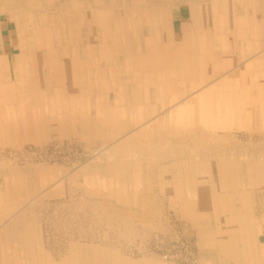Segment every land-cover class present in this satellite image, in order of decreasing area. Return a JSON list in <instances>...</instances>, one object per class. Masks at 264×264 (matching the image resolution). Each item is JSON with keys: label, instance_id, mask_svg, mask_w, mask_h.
<instances>
[{"label": "rangeland", "instance_id": "1", "mask_svg": "<svg viewBox=\"0 0 264 264\" xmlns=\"http://www.w3.org/2000/svg\"><path fill=\"white\" fill-rule=\"evenodd\" d=\"M135 16L155 27L167 46L181 28L189 37L207 36L215 48L224 47L222 37H229L233 44L221 52L223 64L237 55L231 50L239 40L245 49L252 47L250 52L264 46V0H0V85L17 82L18 94L32 96L23 107L42 110L35 119L17 118L19 103L0 96V262L12 255L11 264H108L92 252L116 249L128 264H235L220 245H205L203 237L233 239V249L246 258L233 234L244 225L237 212L242 204L237 197L244 192L245 208L259 225L257 246L264 264V189L260 193L243 177L221 193L231 207L221 215L212 200L204 207L196 197L189 207L195 185L186 179L198 173L195 167L186 170L192 161L243 162L258 150L255 157L263 158L264 119L257 113L247 122L241 120L245 114L233 113L205 123L207 132L176 134L172 123L178 113L172 111L199 88H191L196 76L187 78L179 67L191 64V52L165 67L151 52L136 53L146 49L150 34L143 21L131 30L137 34L133 52H107L113 20L123 24ZM244 20L246 28L256 25L258 32L239 34L238 23L245 25ZM90 21L96 24L92 31ZM52 62L59 67H50ZM213 67L202 68L211 78L196 80L201 87L208 84L205 89L236 68ZM166 75L179 82L163 93L162 84H171L164 82ZM135 86H145L147 101L136 103L125 95ZM67 104L73 112L66 120L54 114L45 118V109L64 110ZM9 123L14 125L6 129ZM203 185L218 196L212 182Z\"/></svg>", "mask_w": 264, "mask_h": 264}, {"label": "bare ground", "instance_id": "2", "mask_svg": "<svg viewBox=\"0 0 264 264\" xmlns=\"http://www.w3.org/2000/svg\"><path fill=\"white\" fill-rule=\"evenodd\" d=\"M142 21L143 19L138 18V16H135L133 19L127 20L123 24H120L117 20H113L112 27H110L107 31L108 34L109 32H110V35L112 34L111 37L113 36V39L110 37L111 38L110 41L109 40H108L109 42L107 41V44H106L107 52H114V51L115 52H133V49H134L133 40L135 37H137V34L135 33V35L132 36L131 30H137L138 28H140L139 26L143 24ZM149 23L153 24L152 22H149ZM90 24H91L90 29L92 31V28H94L96 24L95 23L92 24L91 21H90ZM104 24H106V22ZM145 24L149 27V32H150L149 37H147V40H146V49L140 50L136 53H139L142 51L151 52V56L155 58V60H158V62L160 63L162 67H165L169 65L172 66L174 60H176L180 54L184 55V54H188L189 52H191L190 54L191 64L186 65L183 62L182 64H180L179 67L183 66L182 68H184V71H185L184 74L187 78L192 75L196 76L195 78L191 79L192 81L191 88L195 86L199 88L197 91H195V93L192 92V94L190 95L191 98L189 99V101L182 102V106L180 107V110L172 111L173 114L178 113L177 121L172 123V125L174 124L173 129L177 131L176 134L179 135L183 131L185 132L189 131V134H190V132L196 131V129H199V128L202 129L204 132L205 131L207 132L206 125H204L205 123H208V122L212 123V120L214 117L218 118L224 115L227 117V115L229 114L232 115L233 113L237 114L238 116L245 114L244 116H247V118L241 117V120L244 119V121H247V122L250 120V119L248 120V118H251L250 117L251 115L255 116L257 113L260 118H264V55L262 54L260 55L254 54L255 56L250 55L247 60L243 59V61H241V58H246V55L248 53V52H242V54H240L239 57L238 55H236L237 58L234 57L233 55L234 59L231 60L228 64H223L221 63L222 60L221 61L219 60L221 59L220 57H223L226 54H222L221 50L224 47H231V45L233 44V41L229 37L228 38L227 36L222 37V45L224 47H221V48L219 47L220 48L219 49V48L213 47L210 43V40L208 42L207 36H204V37L200 36V38H198L197 34H194V36L189 37L190 34H185L184 33L185 30L181 28V30L176 33V36L174 38L175 42H173L171 46H167L165 43L163 44L161 42L160 38H157L155 34L156 28L150 27L147 23ZM136 25L138 26L135 27ZM238 25H240L239 34H242V35L244 33H247L249 30H252L251 28L257 27L256 25L251 26L249 24V28H246L248 26L246 21H245V25H244V22H239ZM175 28H174V31L176 30ZM245 29H247V32L245 31ZM186 33H190V32L186 31ZM241 42L243 43V41H238L237 44H235V46H232V47L237 46L240 49ZM21 50H23V52H26V51L28 52V50L25 49L24 47ZM243 50L245 49L243 48ZM213 51H217V52H214L215 56H212L211 58L207 57L208 56L207 52H213ZM229 56H232V55L229 54ZM2 62L3 61H1L0 59V63ZM54 63L53 62L52 64L50 63V67L51 66H53L52 68L59 67L58 65ZM211 65H214L213 67L214 69L217 67L219 71H221L223 67H229V66H234V65L236 66V68L230 70L231 73L229 76H225L224 79L213 82L212 84L210 83V85L208 86V89H205L208 84L206 85L203 84L201 87L200 81L201 83H203L207 81V79L212 77L209 72L207 73V71L205 72L204 70L206 67L207 68L211 67ZM18 67H20L19 74H21L24 71L23 69L25 67L23 66V64L20 66L18 65ZM162 70H164V68H162ZM162 74L164 75V71L162 72ZM90 80L91 78L89 79V81ZM134 80L139 81L140 79L134 78ZM168 80L171 81V79L167 77L166 75L164 82H167ZM196 80H200L199 83H196L197 82ZM175 82H179V81L172 80L171 84L164 85L166 83H163L162 85L164 87L159 88L160 85H158V88L161 91L162 90L166 91L170 87L176 86V84H174ZM140 87L141 86H137V87L135 86L134 92H132L131 95H127V94L125 95L129 97H133L136 103L139 102L138 99L147 101L148 98L145 95V91L142 89L145 86H143L142 88ZM226 87L228 89H225ZM136 88L138 90H143L142 93L137 91ZM130 90H132V88H130ZM200 90H203V91L199 93L198 91ZM165 91H162V92L165 93ZM253 91H256V92H253ZM0 96H3L4 98L2 99L5 100L6 102L13 103L14 105L15 103H19V106L21 107H19V113L15 114L17 118L24 117V116L25 117L30 116V118L35 119L37 117H40L39 114L40 112H42V110H40L39 108H32L28 106L23 107L25 102L31 101L32 96L26 93L23 94L22 92L18 94L17 82L8 81L7 84L0 85ZM44 99H48V97L45 96ZM168 101L171 102V100H168ZM6 112L8 113V116H9V113H10L9 109ZM44 114H45V118H47V115H53V114L56 118L57 117L61 118L62 109L60 106L56 107L53 110L47 111L45 109ZM1 120L2 119H0V122ZM198 123H202L203 126H199ZM13 125L14 123H9V126H7L6 129L12 128L11 126ZM171 128L172 127H170V129ZM258 153H259V150L258 152L252 151V153L250 154L251 156L249 155L246 158V160L243 161L244 163L237 159H235L232 163L228 161L225 162L226 159L219 160V163H217V165L219 166L217 165L211 166L212 164H208L207 160L202 163L200 162L198 163L195 161H192L191 164L188 163L186 170L187 169L190 170L191 167L192 168L195 167L194 168L195 172L198 170V173L195 176L192 177L189 174V176L186 178L188 183L191 186L195 185V187H193L192 190H190V192L192 193V196L188 197L190 198L189 202L192 199V201L190 202L191 204H189L190 205L189 207L192 208L193 205H195V203L197 202V198H200L201 203L203 204L204 207H208L209 206L208 201L212 200L214 203H216L217 205L216 207L221 209L220 214L223 215V213L227 212L228 208H231V207H230V201H229L230 198L228 199L227 197H224L223 195H221V193H225L226 195L227 192H225V190H227V188L228 189L232 188V186L236 187V184L239 183L240 179H242L245 176H248V179L249 178L251 179L250 181H251L253 189L259 190L260 193L263 192V189H264V157L263 158L261 157V159L256 158L255 155ZM244 156L246 155L244 154ZM196 163H198L199 165H197ZM199 169L201 171L200 176H199V173H200ZM207 182H212L214 184L216 195H218L217 197L211 196V189L203 185L204 183H207ZM199 184H202V187L196 186ZM178 190L180 191V189ZM237 199L239 200L240 204L241 202L243 204V205L241 204V208L238 209L237 212L240 213L242 216H244L243 217V220H244L243 228L247 227V231L244 233L243 228L241 229V231L237 229L236 231H234L233 234H234V238L237 237L238 239L236 240L241 242L242 244L241 250L243 252V256L246 258H244L243 260L242 259L243 257L239 255L238 250L233 249L234 248L232 246V242H234L233 239H230V238L221 239L222 238L221 234H219V237L218 235L217 237L215 236L212 237L210 234L206 235L205 233V236L203 237L204 241L203 240L202 241L205 243V245L209 246L210 244L211 247L220 245L222 249L227 252L228 257H231L232 259L234 258L235 264H255L256 262L258 264H263L261 263V261L263 260L261 257H259V250L257 246V242L258 241L260 242V235L258 234L259 225L255 224V218L252 219L251 217L253 216L249 215L247 208H245L247 204V201H246L247 197L244 194V192H241V193L239 192V197H237ZM203 206L201 205V208ZM224 206L227 207V208L225 207L226 210L224 209ZM194 208L192 209L193 211H191V213H193V216H197V213L194 212L195 211ZM224 227H225V224H223L222 229H226ZM225 234H227V232ZM229 242H230V246L226 245V247H224L225 246L224 244L229 243ZM211 247H208V248H211ZM92 253L95 255L101 254L102 256L101 258L103 259V261L108 264H128L127 262L128 258L125 260L123 255L116 249L115 250L105 249L103 251H100L99 253L98 252H92ZM7 257L2 256L0 264H11L13 261V260L12 261L10 260V258L12 259V255L7 256ZM92 259L95 260L97 258H92Z\"/></svg>", "mask_w": 264, "mask_h": 264}, {"label": "crops", "instance_id": "3", "mask_svg": "<svg viewBox=\"0 0 264 264\" xmlns=\"http://www.w3.org/2000/svg\"><path fill=\"white\" fill-rule=\"evenodd\" d=\"M252 26H255V25H252ZM252 30H249L247 33H249V35L251 34L250 32H252L253 31V29L256 31V32H258V29H257V27L256 28H251ZM2 31V30H1ZM0 31V32H1ZM2 35H3V33H2ZM8 36L6 37V39L8 40ZM239 41H241V40H239ZM175 42V41H174ZM245 47H246V45H245V43L243 44L242 42H241V48L239 49V47H235V49L233 50V52H237V55H238V57L240 56V54H242V52H248L247 53V55L246 56H248V55H253V56H255L254 54H257V55H260V54H262V55H264V46L261 48V52H257V53H255V52H250L251 50H252V47L250 46V47H247V49H245ZM226 48V47H225ZM225 48L224 49H222L221 51L222 52H228L227 50H225ZM238 48V49H237ZM243 48L245 49V50H243ZM236 49H237V51H236ZM250 49V50H249ZM220 51V52H221ZM260 51V50H259ZM142 52H146V51H142ZM250 52V53H249ZM231 55H232V52H231ZM235 57H236V54L234 53L233 54ZM256 55V56H257ZM237 58V57H236ZM131 63H133V61H131ZM65 74H66V76H67V71L65 70ZM67 79H68V77H67ZM69 79H71V77H69ZM130 87V86H129ZM253 92H256V91H253ZM62 116L64 115V117H62L63 119H67V114L68 113H70V112H73V108H71L70 106L68 107V104L66 105V107H65V109L64 110H62ZM74 114V116L76 117V119H74L75 121L76 120H78V114H79V112L75 109V112L73 113ZM69 119H70V117H69ZM264 119V118H263ZM70 121H71V119H70ZM78 123V122H77Z\"/></svg>", "mask_w": 264, "mask_h": 264}]
</instances>
